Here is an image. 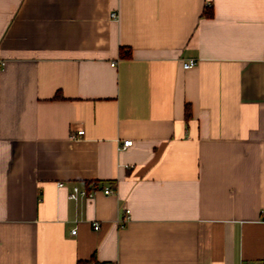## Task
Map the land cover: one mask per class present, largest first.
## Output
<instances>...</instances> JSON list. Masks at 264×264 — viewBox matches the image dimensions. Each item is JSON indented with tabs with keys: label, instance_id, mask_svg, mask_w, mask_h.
Returning a JSON list of instances; mask_svg holds the SVG:
<instances>
[{
	"label": "crops",
	"instance_id": "crops-1",
	"mask_svg": "<svg viewBox=\"0 0 264 264\" xmlns=\"http://www.w3.org/2000/svg\"><path fill=\"white\" fill-rule=\"evenodd\" d=\"M92 256L264 264V0H0V264Z\"/></svg>",
	"mask_w": 264,
	"mask_h": 264
},
{
	"label": "built area",
	"instance_id": "built-area-1",
	"mask_svg": "<svg viewBox=\"0 0 264 264\" xmlns=\"http://www.w3.org/2000/svg\"><path fill=\"white\" fill-rule=\"evenodd\" d=\"M209 5L210 4L207 3V6H209ZM111 16L116 17L117 14L115 12H112ZM195 63H196V60L189 59V60L183 62L182 65L184 68H189V67L193 66ZM111 64L113 65V63H111ZM82 134H83V130L78 129L75 134H71V137L75 138V137L82 135ZM131 144H132L131 139H124L119 143L118 148L120 150H122V149L129 147ZM62 185H63V183H58V186H62ZM98 192H102L103 194L107 195V194H113L114 190L108 185L104 186V185L98 184L97 182L90 181V182H87L86 185L83 187H80L76 184L72 185L69 192H68V198L71 200H77L79 198L92 199L95 196V194ZM128 212H129V210L125 209V214H128ZM98 228H99V224L97 222H93V229L97 230ZM75 233H76V229L74 228L71 230V234H75ZM239 264H246V263L242 261Z\"/></svg>",
	"mask_w": 264,
	"mask_h": 264
},
{
	"label": "trees",
	"instance_id": "trees-1",
	"mask_svg": "<svg viewBox=\"0 0 264 264\" xmlns=\"http://www.w3.org/2000/svg\"><path fill=\"white\" fill-rule=\"evenodd\" d=\"M185 116L186 118L190 116V111L188 109V107H186V110H185ZM76 264H101L100 262H98L93 256L88 259V260H78L76 262Z\"/></svg>",
	"mask_w": 264,
	"mask_h": 264
}]
</instances>
